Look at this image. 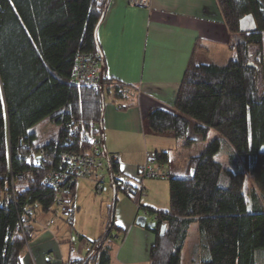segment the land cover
<instances>
[{
  "label": "trees",
  "instance_id": "obj_1",
  "mask_svg": "<svg viewBox=\"0 0 264 264\" xmlns=\"http://www.w3.org/2000/svg\"><path fill=\"white\" fill-rule=\"evenodd\" d=\"M106 3L0 0V264H21L26 240L35 230L20 225L26 205L39 202L44 215L54 211L56 193L43 179L61 152L91 153L90 134L99 139L98 154L108 157L117 193L128 196L133 190L131 183L129 188L119 185L120 163L102 148L106 100L126 109L138 93L137 86L108 75L95 33ZM218 3L228 29L237 35L233 56L222 65L192 58L174 110L154 108L147 114L154 134L192 141L216 132L201 153L187 159L184 172L171 171L169 208L149 209L158 213L156 226H147L156 234L151 264H182L185 251L191 264H264V0ZM247 14L254 16L257 28L241 33L240 20ZM80 54L98 62L99 84L73 75ZM46 118L57 131L39 140L34 128ZM224 146L229 148L226 157ZM40 149L45 161L30 164ZM160 155L162 163L170 164L169 152ZM73 215L71 206L67 221L72 225ZM112 216L107 232L90 241L91 250L66 264H83L88 256L87 264H112L108 239L113 230L123 232L114 223L113 209ZM191 224L197 226L194 239Z\"/></svg>",
  "mask_w": 264,
  "mask_h": 264
},
{
  "label": "crops",
  "instance_id": "obj_2",
  "mask_svg": "<svg viewBox=\"0 0 264 264\" xmlns=\"http://www.w3.org/2000/svg\"><path fill=\"white\" fill-rule=\"evenodd\" d=\"M97 34L108 75L138 88L135 100L126 109L119 108L111 99L106 100L103 150L120 155L122 174L136 188L141 181L138 166L147 154L169 152L171 171L183 172L171 162L170 145L172 139H178L172 134L149 132L147 114L154 108L174 110L192 58L197 63L222 65L233 56L231 43L237 35L228 29L218 0H151L149 8L134 6L129 0H110ZM142 182V205L155 211L167 210L170 206L169 180L148 178ZM79 183L96 191L92 181H77L71 195L74 211ZM109 183L113 189L110 177ZM106 189L107 184L103 191ZM122 208H117L114 223L123 230L117 231L118 235L125 232V237L117 252L110 244L112 264H151L155 236L147 226L136 223V218L143 215L141 211ZM154 218L150 213L147 220L156 221ZM63 222L50 227L41 222L34 225L38 234L30 250L21 253V264H47L49 254L54 255L56 262H68L76 256L70 252L69 241L76 231L87 239V232L72 224L69 228ZM94 235L91 237L95 238Z\"/></svg>",
  "mask_w": 264,
  "mask_h": 264
},
{
  "label": "built area",
  "instance_id": "obj_3",
  "mask_svg": "<svg viewBox=\"0 0 264 264\" xmlns=\"http://www.w3.org/2000/svg\"><path fill=\"white\" fill-rule=\"evenodd\" d=\"M129 3L142 7L149 8L151 0H129ZM98 62L92 55L80 54L77 64L73 70L75 78L84 79L90 85H97L100 82L98 73ZM95 125L92 124V128ZM61 129L68 128L72 130L69 125L60 124ZM75 133V131H72ZM90 142L93 145V151L89 154L63 151L59 156L58 164L52 167L43 179V184L50 187L56 193L54 202V211L50 218H48L43 225L50 227L55 224L56 217L67 216L71 211V191L74 185H76L79 179H85L92 181L96 186V191H102L104 189L105 182L110 177L109 162L106 155L98 154L100 152L99 139L95 134L88 136ZM23 142L20 140V145ZM46 154L44 149H40L35 152L33 156L28 159L31 164H40L45 161ZM161 155L158 153H150L146 155L145 160L138 166V177L140 183L138 187L130 185L131 180L124 176L119 175V185L123 188L133 187L128 191V197L135 201L137 210L143 209V215L146 217L151 213L148 208L144 207L140 201V195L143 189V179H168L171 177V168L169 164L162 163L160 161ZM113 159L120 163V155L114 154ZM41 204L39 202H33L25 207L24 218L25 221L20 222V225H27L29 222L34 221L40 212V219L42 218ZM155 218H158V213H151ZM166 227V223H164ZM37 231H31L29 238H27L25 247L22 252L30 250L32 241L36 238ZM92 244L81 234L73 236L70 240V252L76 256H84L91 250ZM84 252V253H83ZM83 253V254H82ZM49 262L47 264H66V262H56L55 257L52 254L48 255Z\"/></svg>",
  "mask_w": 264,
  "mask_h": 264
},
{
  "label": "rangeland",
  "instance_id": "obj_4",
  "mask_svg": "<svg viewBox=\"0 0 264 264\" xmlns=\"http://www.w3.org/2000/svg\"><path fill=\"white\" fill-rule=\"evenodd\" d=\"M194 62L196 60L194 59ZM197 63V62H196ZM264 71V67H263ZM264 73L262 72L260 75V84H264ZM34 131L37 133L39 140H44L49 138L53 133L57 131V125L51 121L50 118L44 119L42 122L37 124L34 128ZM216 136V132L212 131L210 133V136L208 139L203 138H197L196 140L189 141V139H178L173 140V144L170 145L171 151H172V166H177L179 169H181L183 172L186 169V161L191 155L199 154L203 151L204 146L207 142H209L213 137ZM163 139V138H162ZM168 143L169 140H165ZM168 148V147H167ZM229 153L228 146H224L223 149V156L226 157V155ZM85 180V179H79ZM83 182V181H82ZM107 184V189L105 191H99L98 193L95 190H92L91 186L81 185L79 183L78 185V193H77V207L74 211L73 215V221L75 225V228L78 230H84L87 232V239L89 241L97 240L99 237L103 236L110 225V215L111 210L113 209V201H114V192L113 189L110 186L109 183V176L105 182ZM253 181H249L248 188H251V185H253ZM144 187V186H143ZM93 192V193H92ZM105 192V193H104ZM264 194H261L263 196ZM160 198V197H159ZM116 199H119L120 201H116L114 205V218L116 216L117 208H122L124 211H127L128 209L132 208L137 210L136 203L131 200L126 194H124L122 191H118V194L116 196ZM135 203V204H134ZM141 214L144 212L143 209L140 210ZM52 213L49 214H43L42 218L40 219V212L38 217L32 221L29 222L27 225H38L40 222L44 224V222L50 218ZM148 217V216H147ZM67 216H58L56 217V221L54 225H57L58 223H62L63 221H66ZM150 218V217H149ZM148 222H153L151 219L147 220ZM156 222V221H155ZM64 224L68 225L69 228H71V224L66 221L63 222ZM190 228V237L194 239L195 235H197V226L195 224H191ZM34 231V230H32ZM35 231H37L35 229ZM75 232V231H74ZM153 236H155L156 240V234L154 232H151ZM38 234V233H37ZM77 234H80L79 232H75L73 236H76ZM92 234H95L96 237H91ZM94 235V236H95ZM124 234L118 235L117 230L112 231L111 237L108 239V243L112 244L114 247L115 252L118 251V248L122 244L124 240ZM94 238V239H93ZM72 239V238H71ZM70 239V240H71ZM69 249H70V241H69ZM84 253V252H83ZM82 253V254H83ZM182 264H191V261L189 262V254L187 255V252L184 255V259L182 261Z\"/></svg>",
  "mask_w": 264,
  "mask_h": 264
},
{
  "label": "water",
  "instance_id": "obj_5",
  "mask_svg": "<svg viewBox=\"0 0 264 264\" xmlns=\"http://www.w3.org/2000/svg\"><path fill=\"white\" fill-rule=\"evenodd\" d=\"M109 2H110V0H107L106 6H105V10H104V12L102 14L101 20L104 18L105 14H106ZM98 26H97V28L95 30L96 34L98 33ZM239 28H240V32L241 33H250V32L255 31L256 28H257V24H256L254 16L252 14H247L243 18H241L240 27ZM102 142H103V145H104V142H105L104 137L102 139ZM110 179L112 181L113 189H114V201H113V210H114V205L116 203L117 191H116V187H115V185L113 183V177H112V173L111 172H110ZM112 220H113V216L111 217L110 222H112ZM136 223L138 225L142 226V227H145V226L155 227L156 226V222L155 221L148 222L147 221V217L145 215H139L136 218ZM165 228H166L165 226L162 227V232L165 231ZM100 246H101V244L98 247H100ZM88 260H89V256L86 258V260L84 261L83 264H87Z\"/></svg>",
  "mask_w": 264,
  "mask_h": 264
}]
</instances>
